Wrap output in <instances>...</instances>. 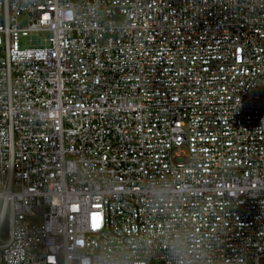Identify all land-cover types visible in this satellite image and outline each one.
Listing matches in <instances>:
<instances>
[{"label": "built area", "instance_id": "1", "mask_svg": "<svg viewBox=\"0 0 264 264\" xmlns=\"http://www.w3.org/2000/svg\"><path fill=\"white\" fill-rule=\"evenodd\" d=\"M0 264H264V0H0Z\"/></svg>", "mask_w": 264, "mask_h": 264}, {"label": "water", "instance_id": "2", "mask_svg": "<svg viewBox=\"0 0 264 264\" xmlns=\"http://www.w3.org/2000/svg\"><path fill=\"white\" fill-rule=\"evenodd\" d=\"M3 232L4 234L2 235V237L3 239H6L7 238V222L4 223Z\"/></svg>", "mask_w": 264, "mask_h": 264}, {"label": "rangeland", "instance_id": "3", "mask_svg": "<svg viewBox=\"0 0 264 264\" xmlns=\"http://www.w3.org/2000/svg\"><path fill=\"white\" fill-rule=\"evenodd\" d=\"M26 21H27V19H26L25 17H21V18L19 19V23H20L21 25H25V24H26Z\"/></svg>", "mask_w": 264, "mask_h": 264}]
</instances>
